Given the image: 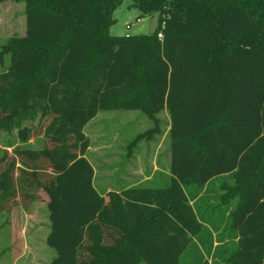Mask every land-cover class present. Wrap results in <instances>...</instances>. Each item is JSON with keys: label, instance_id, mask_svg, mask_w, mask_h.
<instances>
[{"label": "trees", "instance_id": "1", "mask_svg": "<svg viewBox=\"0 0 264 264\" xmlns=\"http://www.w3.org/2000/svg\"><path fill=\"white\" fill-rule=\"evenodd\" d=\"M15 1L25 31L0 49V133L18 144L0 158V211L44 195L50 264H208L214 233L235 241L225 262L264 264V0H129L158 13L135 36L109 34L124 0ZM118 110L153 122L130 147L167 112L168 184L96 189L83 130ZM220 177L234 186L209 203Z\"/></svg>", "mask_w": 264, "mask_h": 264}, {"label": "rangeland", "instance_id": "2", "mask_svg": "<svg viewBox=\"0 0 264 264\" xmlns=\"http://www.w3.org/2000/svg\"><path fill=\"white\" fill-rule=\"evenodd\" d=\"M24 13L23 1L0 2V49L10 37L24 35ZM112 20L110 35H147L155 29L158 13L139 18V12L133 7V3L124 0L113 11ZM8 59V55L0 56V72L6 69ZM157 118L159 133L151 140L140 141L134 147H130L133 139L153 127V122L138 111H101L84 127L83 131L90 140L86 158L95 169L94 186L99 192H104L107 187L119 189L135 183L139 177L151 171L152 163L159 169L165 170L170 157V142L167 136L170 120L166 111L161 112ZM37 124L38 120L34 123H26L27 126ZM17 144L15 130L10 133H0V158L6 153L8 161L12 160L9 147ZM43 145L44 142L36 138L25 146L39 149ZM2 168L3 165L0 163V171ZM117 170H121L122 173L117 174ZM158 175L161 174H155L154 178L158 179ZM164 184H168V181ZM153 186L161 187L163 184ZM232 186L234 184L229 178H217L212 182L211 193L206 198L213 204L216 199L225 196L227 189ZM229 202L224 205L229 207L228 212L238 202L237 196ZM225 226L226 224L223 223L220 233ZM48 232V212L42 193L26 206L19 199L13 200L7 208L0 211V264H50L55 252L46 245L45 238ZM222 237L225 238V234H222ZM213 238V249L223 253L220 257L208 258V264H229L224 259L234 249L235 241L225 239L223 242H218L215 233Z\"/></svg>", "mask_w": 264, "mask_h": 264}, {"label": "crops", "instance_id": "3", "mask_svg": "<svg viewBox=\"0 0 264 264\" xmlns=\"http://www.w3.org/2000/svg\"><path fill=\"white\" fill-rule=\"evenodd\" d=\"M94 119H92L91 121H93ZM168 130H169V128H168ZM167 133H168V131H167ZM169 163H170V157H169L168 165L165 168V170L159 169L156 164L152 163L153 167H152L151 171L148 172V174H146V173L143 174L141 177L138 178V180L135 183L123 186V187H121L119 189H111V188L107 187V188H105L104 192H100V193L101 194H105V193L110 192V191H114V192L120 193L123 189L129 188V187H133V186H137V185H143V186H146V187H151V186L154 187L153 185H160V184L162 185L163 184V186H164V185H166V184H164L165 182H167V181L169 182V170H168ZM116 172H118L117 174L122 173L121 170L120 171L117 170ZM155 174H161L162 176L158 175L159 178L155 179L154 178ZM115 178H117V180H120V178L118 176H115ZM94 182H95V169H94L93 184H94Z\"/></svg>", "mask_w": 264, "mask_h": 264}, {"label": "built area", "instance_id": "4", "mask_svg": "<svg viewBox=\"0 0 264 264\" xmlns=\"http://www.w3.org/2000/svg\"><path fill=\"white\" fill-rule=\"evenodd\" d=\"M158 38H159V39H162V35H161V34H158Z\"/></svg>", "mask_w": 264, "mask_h": 264}]
</instances>
